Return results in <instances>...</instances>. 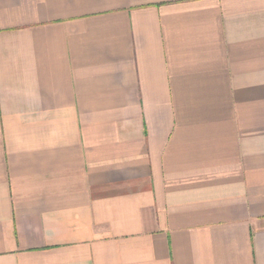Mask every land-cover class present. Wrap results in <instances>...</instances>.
I'll return each instance as SVG.
<instances>
[{"label": "crops", "instance_id": "1", "mask_svg": "<svg viewBox=\"0 0 264 264\" xmlns=\"http://www.w3.org/2000/svg\"><path fill=\"white\" fill-rule=\"evenodd\" d=\"M0 264H264V0H0Z\"/></svg>", "mask_w": 264, "mask_h": 264}]
</instances>
